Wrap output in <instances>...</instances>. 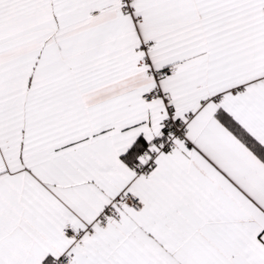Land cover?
<instances>
[{"label":"snow or ice","instance_id":"obj_1","mask_svg":"<svg viewBox=\"0 0 264 264\" xmlns=\"http://www.w3.org/2000/svg\"><path fill=\"white\" fill-rule=\"evenodd\" d=\"M0 264H264V0H0Z\"/></svg>","mask_w":264,"mask_h":264}]
</instances>
